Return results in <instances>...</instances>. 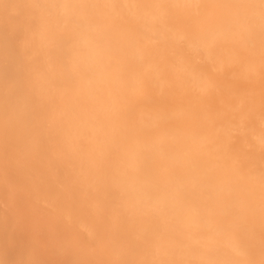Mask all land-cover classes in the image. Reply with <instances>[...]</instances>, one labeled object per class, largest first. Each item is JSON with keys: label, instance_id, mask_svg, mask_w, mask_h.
Listing matches in <instances>:
<instances>
[{"label": "bare ground", "instance_id": "obj_1", "mask_svg": "<svg viewBox=\"0 0 264 264\" xmlns=\"http://www.w3.org/2000/svg\"><path fill=\"white\" fill-rule=\"evenodd\" d=\"M0 264H264V0H0Z\"/></svg>", "mask_w": 264, "mask_h": 264}]
</instances>
